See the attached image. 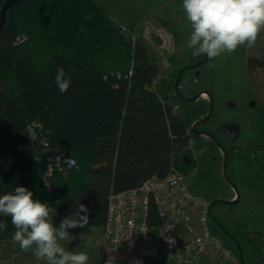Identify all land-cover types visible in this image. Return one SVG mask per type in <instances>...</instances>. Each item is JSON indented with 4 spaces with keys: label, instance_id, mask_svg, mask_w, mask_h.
<instances>
[{
    "label": "trees",
    "instance_id": "obj_1",
    "mask_svg": "<svg viewBox=\"0 0 264 264\" xmlns=\"http://www.w3.org/2000/svg\"><path fill=\"white\" fill-rule=\"evenodd\" d=\"M202 56L176 67L174 76ZM245 66L248 74L264 70V53L248 56ZM59 67L75 69L66 93L54 82ZM158 71L157 58L96 0L12 4L0 30V195L27 187L34 199L55 208L57 227L83 204L87 221L69 232L92 235L102 232L111 191L163 177L172 167L187 174L184 155L193 133L152 88ZM35 121L40 126L32 124L36 136L31 138L28 124ZM54 148L66 150L76 164L46 177L47 155ZM150 214L156 221L153 201ZM0 221L7 223L0 240H11L10 217L0 215ZM240 243L250 264V242Z\"/></svg>",
    "mask_w": 264,
    "mask_h": 264
},
{
    "label": "rangeland",
    "instance_id": "obj_2",
    "mask_svg": "<svg viewBox=\"0 0 264 264\" xmlns=\"http://www.w3.org/2000/svg\"><path fill=\"white\" fill-rule=\"evenodd\" d=\"M99 1L103 2V0ZM116 1L109 0L112 7ZM118 1L121 2V0ZM163 10L167 9L163 7ZM156 18L157 16L152 15L143 23V26L135 29L147 33L151 31L152 34H149V45L153 46L159 65V71L153 81L152 88L163 99L173 104L174 110L179 113L189 127L194 119L202 116L208 109V99L203 98H207L205 93L197 99L188 100L180 97L174 88L176 67L173 68V65L180 60L186 63L190 59V55L187 56V52L190 50L187 47V41L190 38V25L186 29V41L181 44L179 43L180 39L177 41L178 34L173 27L151 22L152 19L155 21ZM149 23L151 26L147 27ZM184 23L189 24V21L184 20ZM127 27L133 30V25L121 26L122 30L128 32ZM155 40H160L161 43L157 44ZM258 51L264 52V40L261 36H258L253 47L249 48L243 45L230 54L225 52L212 59L207 57L197 68H188L184 72L182 81L183 87L181 88L183 91L197 92L203 88L211 92L214 114L221 118L222 112L227 119L240 121L241 132L243 131L242 143L246 142L247 135L251 136V134L249 135L250 132H244L251 129L250 124L253 122V117L260 112L264 114V70L257 68L248 74L245 66L246 58L257 55ZM252 129H255L254 122ZM193 148L198 159V166L207 169L210 179L208 182L199 183L187 177L190 188L209 202L214 197L231 199L237 195L234 187L237 188L238 201L234 204L221 202V211L227 212L225 221L231 229L240 235H247L257 244L255 261L264 264V187H259L260 191L256 193L251 188L249 190L248 186L247 189L242 186L245 184H242V181L240 182L238 179L237 168L243 161L234 156L228 160V173L232 181L230 183L223 173L222 153L206 138H202ZM258 167L260 168L259 165ZM208 227L220 237L224 244L232 245L227 235L210 218L208 219ZM100 234L71 235L74 237L73 239L60 243L68 250L86 252L89 256L88 264H99L102 247ZM156 254L153 251L150 256L155 259L158 257ZM0 264H42V262L37 261L30 252H22L19 245L11 239L0 240Z\"/></svg>",
    "mask_w": 264,
    "mask_h": 264
},
{
    "label": "built area",
    "instance_id": "obj_3",
    "mask_svg": "<svg viewBox=\"0 0 264 264\" xmlns=\"http://www.w3.org/2000/svg\"><path fill=\"white\" fill-rule=\"evenodd\" d=\"M32 124H40H28L34 138ZM75 164L66 150L50 149L45 176L55 168ZM45 187H50L48 181ZM151 201L156 206V221L150 217ZM208 207V200L190 188L187 174L172 167L163 177L152 175L137 186L109 193L100 242L142 257L155 251L159 264H223L224 260L240 264L238 253L208 227ZM205 254H209L208 262H203Z\"/></svg>",
    "mask_w": 264,
    "mask_h": 264
},
{
    "label": "clouds",
    "instance_id": "obj_4",
    "mask_svg": "<svg viewBox=\"0 0 264 264\" xmlns=\"http://www.w3.org/2000/svg\"><path fill=\"white\" fill-rule=\"evenodd\" d=\"M182 9L192 28L187 47L196 56L212 59L239 46L253 47L264 28V0H183ZM74 71L57 69L54 82L60 93L71 87ZM55 212L47 203L34 199L25 186L0 195V215L10 217L15 228L12 240L22 252H30L42 264H88L86 252L68 250L60 243L74 238L69 229L84 227L87 207L78 205L59 227L53 222ZM6 228L7 223L0 221V230ZM105 264H115V259L110 257Z\"/></svg>",
    "mask_w": 264,
    "mask_h": 264
},
{
    "label": "flooded vegetation",
    "instance_id": "obj_5",
    "mask_svg": "<svg viewBox=\"0 0 264 264\" xmlns=\"http://www.w3.org/2000/svg\"><path fill=\"white\" fill-rule=\"evenodd\" d=\"M179 87L180 90L187 96H191L192 94L196 93V92L193 93L191 92L187 94L185 93L187 91L182 90L181 88L183 87L182 84H180ZM203 98L208 99V97L207 98L203 97ZM208 107H209V99H208ZM206 113H204L202 116H204ZM202 116L198 117L197 119L201 118ZM197 119H194L189 124V127H187L188 131L193 133L190 144V148H191L190 153L188 156L184 155V160L187 166L190 168L189 172L187 173L188 179H193L199 183L208 182L210 179L208 177L207 169H203L198 166V159L193 148V146L196 143H198L202 138H206L209 142H211L216 147H218V149L223 155V151L221 148L222 145L228 153V160L231 158V156H234L236 159L243 161L242 164H240L237 168L239 175L238 179L240 180V182L242 181V184L246 185V186L242 185L246 187V189L248 186L249 190L251 188L253 189L254 192L256 193L259 192L260 191L259 187H264V114L260 112L253 117L252 121L254 122L255 129H252L253 122H251L250 124L251 129L245 130L244 132V133L250 132L249 135L251 134L250 137L248 135L246 136L245 143H242L241 141L243 137L242 136L243 131L241 132L242 128L239 120L227 119L222 114V112L220 118V116L214 114V110L212 109V114L207 120L197 123L196 128L198 131L199 130L210 131L213 135H215V137L218 140L217 141L214 137H212L209 134H202V133L198 134L197 130L195 131L192 129V123ZM223 159H224V155H223ZM258 165L260 166V168L258 167ZM211 209L213 213L219 218V220L226 226V228L229 231L231 230V232L233 233L234 230L231 229L225 221L227 212L221 211V202H217L214 205H212ZM209 218L211 219V217L208 214V219ZM219 229L222 231L220 227ZM234 235L237 236L239 240L241 239L250 242L247 251H250L253 256V260L251 264H259L257 261H255L257 244L254 241H252L250 238H248L247 235L244 234L240 235L237 232H235Z\"/></svg>",
    "mask_w": 264,
    "mask_h": 264
},
{
    "label": "crops",
    "instance_id": "obj_6",
    "mask_svg": "<svg viewBox=\"0 0 264 264\" xmlns=\"http://www.w3.org/2000/svg\"><path fill=\"white\" fill-rule=\"evenodd\" d=\"M105 10L106 12L121 26H131L133 25V30L128 29L129 33L133 35V39H138L143 42L148 53L155 58L158 59L156 52L153 50V46L149 45V34L151 31L147 33L146 31H139L135 29H139V27L143 26V23L152 15L157 16V18L152 19L151 22H156L161 25L167 24L174 28L175 32L178 34L179 43H183L186 41V29L190 23L185 24L184 20H187L186 14L182 9L183 0H121L116 1L114 7L111 6L109 0H103L101 3L99 0H96ZM107 1V2H106ZM165 7L167 10H163ZM169 7V8H168ZM158 13V14H157ZM129 19V20H128ZM126 21V22H122ZM149 23L147 27H150ZM139 31V32H138ZM192 28L190 25L189 32L191 34ZM140 33V34H139ZM158 34L160 32H157ZM156 34V35H158ZM152 35V34H151ZM264 40V28L261 29L260 35ZM258 39V38H257ZM166 42V41H165ZM155 43L160 44V40H155ZM167 48V47H166ZM182 49V48H179ZM193 50L190 49L187 52V56L190 55V59L195 57L193 55ZM263 51H258V57H261ZM186 56V57H187ZM188 59V58H187ZM183 60L176 62L174 67H178L183 65ZM159 66V65H158ZM180 227L185 232V227L180 225ZM101 251L99 255V264H105V262L110 258L115 259V264H159V255L155 259L153 257H142L134 253H130L128 251L122 249H114L108 246H103L101 244ZM210 259L209 254H205L203 256V262H208ZM241 262V261H240ZM223 264H229L228 261L223 262Z\"/></svg>",
    "mask_w": 264,
    "mask_h": 264
},
{
    "label": "water",
    "instance_id": "obj_7",
    "mask_svg": "<svg viewBox=\"0 0 264 264\" xmlns=\"http://www.w3.org/2000/svg\"><path fill=\"white\" fill-rule=\"evenodd\" d=\"M20 0H4L3 5H2V9H1V21H0V30L3 27L4 24V20H5V14L7 9L14 3L18 2ZM207 59L206 55H203L200 59L186 64L182 67H180V69L178 70L176 76H175V81H174V88L176 93L184 98V99H188V100H193V99H197L198 97H200L201 95H203L204 93L207 95L208 99H209V107L207 110V113L202 116L201 118L195 120L192 123V129L193 130H197L196 125L199 122H203L205 120H207L211 114H212V109H213V96L211 94V92L208 89H200L199 91H197L196 93L192 94L191 96H187L185 95L179 88V81H180V77L182 75V73L188 69V68H195L198 67L199 65H201L205 60ZM197 133H202V134H209L212 137H214L216 140L217 138L215 137V135H213L210 131L208 130H197ZM218 141V140H217ZM221 145V144H220ZM222 151H223V155H224V159H223V173L225 175V177L230 181V183H232L230 177H229V173H228V153L226 151V149L221 145ZM237 195L231 199H221V198H214L211 199V201L209 202V208H208V214L211 217V219L222 229V231L235 243L236 248H237V252L241 261V264H245V258H244V252L242 249V245L240 243V240L238 239L237 236H235L231 231H229L226 226L219 220V218L213 213L212 211V205H214L217 202H224V203H228V204H234L235 202L238 201L239 198V194L237 192V188L234 187Z\"/></svg>",
    "mask_w": 264,
    "mask_h": 264
}]
</instances>
